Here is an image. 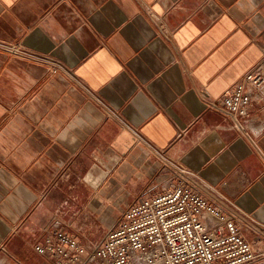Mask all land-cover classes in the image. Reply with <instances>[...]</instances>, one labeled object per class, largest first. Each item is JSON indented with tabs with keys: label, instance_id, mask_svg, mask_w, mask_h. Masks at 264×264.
I'll list each match as a JSON object with an SVG mask.
<instances>
[{
	"label": "crops",
	"instance_id": "0c3cea01",
	"mask_svg": "<svg viewBox=\"0 0 264 264\" xmlns=\"http://www.w3.org/2000/svg\"><path fill=\"white\" fill-rule=\"evenodd\" d=\"M260 66L264 0H0V264H56L35 244L60 206H130L164 160L264 252V85L243 127L212 105Z\"/></svg>",
	"mask_w": 264,
	"mask_h": 264
},
{
	"label": "built area",
	"instance_id": "2783aa9c",
	"mask_svg": "<svg viewBox=\"0 0 264 264\" xmlns=\"http://www.w3.org/2000/svg\"><path fill=\"white\" fill-rule=\"evenodd\" d=\"M261 70H251L212 102L235 126L250 117L254 90L264 85ZM164 167L171 172L167 183L128 206L100 242H84L55 224L35 250L56 264H250L263 255L244 233L247 213L184 166L164 160Z\"/></svg>",
	"mask_w": 264,
	"mask_h": 264
},
{
	"label": "rangeland",
	"instance_id": "374dc122",
	"mask_svg": "<svg viewBox=\"0 0 264 264\" xmlns=\"http://www.w3.org/2000/svg\"><path fill=\"white\" fill-rule=\"evenodd\" d=\"M150 181H148L149 187L152 186ZM164 183H167L166 180H163L162 184L153 191L160 190L165 185ZM141 196H138V198ZM127 207L60 206V210L61 218H63L65 223V229L75 234L84 242L98 243L105 238L108 230L122 217Z\"/></svg>",
	"mask_w": 264,
	"mask_h": 264
}]
</instances>
